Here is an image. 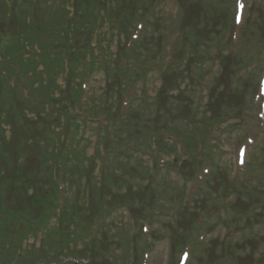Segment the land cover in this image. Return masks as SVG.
I'll return each instance as SVG.
<instances>
[{"label": "rangeland", "instance_id": "rangeland-1", "mask_svg": "<svg viewBox=\"0 0 264 264\" xmlns=\"http://www.w3.org/2000/svg\"><path fill=\"white\" fill-rule=\"evenodd\" d=\"M241 1L230 31L237 0H0V264H264V0Z\"/></svg>", "mask_w": 264, "mask_h": 264}, {"label": "trees", "instance_id": "trees-1", "mask_svg": "<svg viewBox=\"0 0 264 264\" xmlns=\"http://www.w3.org/2000/svg\"><path fill=\"white\" fill-rule=\"evenodd\" d=\"M86 2V1H85ZM220 2H223V0H220ZM76 5V8H77V12L79 11L80 13H81V7L83 6V4H81L82 6L80 7V4H75ZM48 6H50V5H48ZM108 5H105V7H104V11L103 12H101V11H99L100 13H98L100 16H101V18H102V21H103V23H105L106 22V20L108 19V16H109V14H108ZM78 12V13H79ZM88 12H89V10H88ZM98 20V19H97ZM96 20V21H97ZM91 23H93V22H91V21H88V22H86V24H85V27L86 26H91ZM50 26H52V22H50V24H49ZM94 26V25H93ZM198 27L199 26H195V27H192L189 31H185V34L187 35V38H188V42H186V45H188V44H190V52H191V57H193L194 59H196L198 62L201 60V59H204L205 58V56H204V50H208L207 48H205L202 44H201V39L203 38V37H198V40H196V37H197V31H198V33H199V30H198ZM196 36V37H195ZM216 37H213V40L214 41H216V39H215ZM145 41V40H144ZM178 42H181L180 40H177ZM216 42H218V41H216ZM178 48V47H177ZM189 52V50L187 51V53ZM32 58H35V57H32ZM207 58V57H206ZM36 59V58H35ZM237 63H238V60H237ZM202 63H200V65H201ZM239 65H241V62H239ZM33 96H35V95H33ZM168 123H169V121H168ZM167 123V124H168ZM162 129H160L159 130V132L161 131ZM191 131L192 132H194L192 129H191ZM159 132H158V136L157 137H161L162 138V141L164 140V138H165V136H162L161 134L159 135ZM163 133H165V129H163L162 130V134ZM190 141V140H189ZM188 142V141H187ZM168 143V142H167ZM166 144V143H165ZM164 146V145H163ZM163 146L161 145V143H160V149H161V151H163L164 153H166V149H164L163 148ZM65 161V160H64ZM143 166V165H142ZM55 172H57V170H55ZM141 172V171H140ZM66 173V172H65ZM148 173H149V171H148ZM151 173V172H150ZM149 173V174H150ZM56 194V193H55ZM54 200H56V202H55V205H51V210L50 211H48V210H46V211H44V213H42L41 214V217H40V220H39V222H37V223H40V225L38 224V226H39V231H40V233L43 231V233H44V235H46L47 236V225H48V223L50 222V218H51V216H53V214H55L54 216H53V218L56 216V215H58L59 214V212L57 211V213H56V209L58 210V209H62L61 207H59V204H58V202H57V197L54 199ZM37 225V224H36ZM38 226H37V230H38ZM2 231H4V228L2 229ZM39 231H38V233H39ZM8 231L6 230V233H7ZM45 236V237H46ZM9 259H14L13 258V256H12V253L11 254H9Z\"/></svg>", "mask_w": 264, "mask_h": 264}]
</instances>
